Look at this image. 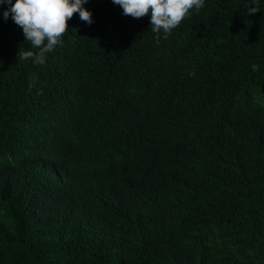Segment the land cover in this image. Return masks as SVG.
I'll return each instance as SVG.
<instances>
[{"label": "trees", "instance_id": "obj_1", "mask_svg": "<svg viewBox=\"0 0 264 264\" xmlns=\"http://www.w3.org/2000/svg\"><path fill=\"white\" fill-rule=\"evenodd\" d=\"M251 6L205 0L157 42L151 12L87 0L37 66L0 5V264H264Z\"/></svg>", "mask_w": 264, "mask_h": 264}, {"label": "clouds", "instance_id": "obj_2", "mask_svg": "<svg viewBox=\"0 0 264 264\" xmlns=\"http://www.w3.org/2000/svg\"><path fill=\"white\" fill-rule=\"evenodd\" d=\"M87 0H0V5H9L3 12L7 20L23 29L30 50L20 46L18 61L31 60L35 65L46 63L47 54L54 51L63 41V36L69 28L68 21L79 13L80 19L89 25L93 23L92 13L83 5ZM113 3L123 9V14L133 18H142L151 12L150 30L156 34L159 42L160 34L167 39L182 21L195 9L198 13L205 5V0H113ZM246 15L261 10L260 0H252ZM189 75H195L193 69ZM29 89L35 86V74L30 78Z\"/></svg>", "mask_w": 264, "mask_h": 264}]
</instances>
